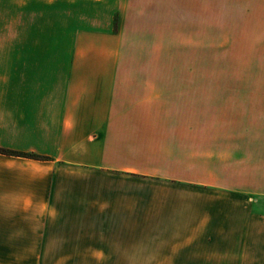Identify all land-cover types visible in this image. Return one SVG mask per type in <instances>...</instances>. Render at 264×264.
Returning <instances> with one entry per match:
<instances>
[{
    "label": "crops",
    "instance_id": "obj_1",
    "mask_svg": "<svg viewBox=\"0 0 264 264\" xmlns=\"http://www.w3.org/2000/svg\"><path fill=\"white\" fill-rule=\"evenodd\" d=\"M0 149V264H264V0H0Z\"/></svg>",
    "mask_w": 264,
    "mask_h": 264
},
{
    "label": "rangeland",
    "instance_id": "obj_2",
    "mask_svg": "<svg viewBox=\"0 0 264 264\" xmlns=\"http://www.w3.org/2000/svg\"><path fill=\"white\" fill-rule=\"evenodd\" d=\"M134 56V55H133ZM138 57H140V55H137ZM136 56V57H137ZM152 57V56H151ZM157 62H158V65L157 67L155 68L156 69V73L158 74H172L174 76H180L181 74H184V73H188V74H196L197 72V68L196 67H185L182 65V52L180 51H173L171 52V56H168L167 54V62L168 61V58H171L172 60V66H164L162 65L163 64V60H164V55H160V52H157ZM213 68H205V74H209V73H212V70ZM215 73H218V71H220V68H215ZM110 263V260H104V264H109Z\"/></svg>",
    "mask_w": 264,
    "mask_h": 264
},
{
    "label": "trees",
    "instance_id": "obj_3",
    "mask_svg": "<svg viewBox=\"0 0 264 264\" xmlns=\"http://www.w3.org/2000/svg\"><path fill=\"white\" fill-rule=\"evenodd\" d=\"M0 154L11 155V156H21V157H26V158H33V159H36V157L33 156V155L20 154V153H15V152H11V151H6V150H2V149H0Z\"/></svg>",
    "mask_w": 264,
    "mask_h": 264
}]
</instances>
